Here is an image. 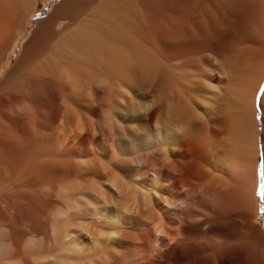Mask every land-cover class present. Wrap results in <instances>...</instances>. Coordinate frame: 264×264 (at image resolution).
<instances>
[{
    "label": "bare ground",
    "instance_id": "1",
    "mask_svg": "<svg viewBox=\"0 0 264 264\" xmlns=\"http://www.w3.org/2000/svg\"><path fill=\"white\" fill-rule=\"evenodd\" d=\"M262 172L264 0H0V264H264Z\"/></svg>",
    "mask_w": 264,
    "mask_h": 264
},
{
    "label": "rangeland",
    "instance_id": "2",
    "mask_svg": "<svg viewBox=\"0 0 264 264\" xmlns=\"http://www.w3.org/2000/svg\"><path fill=\"white\" fill-rule=\"evenodd\" d=\"M264 202L262 201V204H261V215L264 214Z\"/></svg>",
    "mask_w": 264,
    "mask_h": 264
},
{
    "label": "snow or ice",
    "instance_id": "3",
    "mask_svg": "<svg viewBox=\"0 0 264 264\" xmlns=\"http://www.w3.org/2000/svg\"><path fill=\"white\" fill-rule=\"evenodd\" d=\"M262 176H264V172H262ZM261 195L264 196V185H262Z\"/></svg>",
    "mask_w": 264,
    "mask_h": 264
}]
</instances>
